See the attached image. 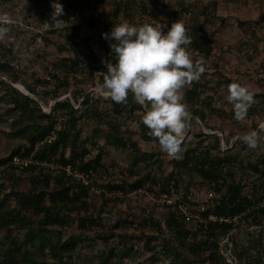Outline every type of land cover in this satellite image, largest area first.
Returning a JSON list of instances; mask_svg holds the SVG:
<instances>
[{"label":"trees","instance_id":"trees-1","mask_svg":"<svg viewBox=\"0 0 264 264\" xmlns=\"http://www.w3.org/2000/svg\"><path fill=\"white\" fill-rule=\"evenodd\" d=\"M96 2L105 7V0H96ZM135 2L115 0L112 11L104 17L103 33H110L114 25L119 22L120 16H132L135 7H138ZM54 3H62V1L55 0ZM77 3L85 7L87 11L92 5L88 0H70L69 4H75V7L74 12L67 13L69 14L67 19H71L69 17L71 15L75 20H79L76 14L79 10ZM216 6L214 2L215 11ZM51 9L53 12V8L46 9V18H49V14L52 13ZM140 9L142 12H152L145 5ZM180 15V11L174 12L173 19L174 16L179 17ZM89 22L91 30L97 31L94 17L89 19ZM258 23H264V11L260 13ZM75 25L74 27L71 25L69 29L78 39L75 37L68 41L69 43H58L56 46L62 49L67 45V48L74 49L78 54L73 57H60L56 60L53 67L55 72L63 70L69 75L87 71L88 76L93 77L94 68L86 65L84 57L97 63V67L102 72H106L105 65L115 63V56L110 48L112 41L104 39L103 33L99 34L97 40L91 38L89 34L82 36V25L80 27H77L78 24ZM3 26L11 27L9 35L15 28L17 29V25L13 22L3 23ZM50 32L53 33L54 30ZM188 34H191L190 31ZM45 39L49 42L47 38ZM81 43L86 45L87 54L84 57L79 55H82L81 48H79ZM98 45L106 48L102 49L106 52L104 63H101ZM191 46L196 45L193 43ZM207 48V53L210 55L212 49ZM2 68L6 74L11 76L12 81L21 80V71L11 63L4 62ZM53 68L49 71L50 78L60 81V76L54 73ZM205 75L206 73L201 79ZM27 77L35 84L49 82L35 73H30ZM101 80L103 82V79ZM200 80L195 82L193 87L185 89V101L194 117L204 119L208 109L215 107L212 106L213 96L205 95L206 92H204L211 82L202 83ZM25 82L28 84L27 81ZM28 88L38 94L36 86L28 85ZM5 89L6 92L3 97L0 96V100L7 99L11 102L5 112L8 115L15 113V119L11 123L12 133L22 138L24 145L20 152L14 151L0 159V264H77L75 259L80 256L82 250L97 241L111 248L105 253H96L93 260L95 264H122L120 261H115L117 256L125 260L132 254L143 255L146 251L153 255L161 252L167 257L170 256L172 259L169 264H207L209 261L211 264H229L219 251V242L234 227L232 224L197 223L194 228H191L188 226V220L176 209L169 210L170 213L165 218V222L173 237H161L160 241L155 243L154 240L158 236L147 233V230L160 228L163 234V223L165 222L156 216L144 214L143 211L147 209L146 204L143 205V211L139 209L137 215L129 213L127 217L120 216L121 210L117 208L118 205L124 202L131 203L140 198L114 195L111 198L112 193L117 190L127 193L135 187L143 186L147 180L152 186L151 189L160 185V189L166 191L172 180L171 175L159 177L156 172L162 169L164 164L162 156L165 155L158 141L149 135V130L142 123L145 109L134 102L131 94L127 104H117L106 99L104 107L100 101L102 96L97 97L99 98L97 100L94 96L86 97L85 95L80 109L75 108L69 98L56 102L51 111L46 113L42 110L39 101L22 93L12 83L8 84ZM51 92V90L47 91L48 94H53ZM256 96L258 95L255 94L254 97ZM78 97H75L76 101L79 100ZM46 98L48 100L50 97ZM129 119L140 123L137 132L140 138L157 143V148L153 151L142 150L139 140L134 138L135 133H131L126 128ZM0 120H6L3 114H0ZM208 136V144L203 145V140L199 142L201 150L198 146L187 147L182 151V159H175L173 162L177 170L182 167L192 175L193 173L199 175L210 187L215 183L212 188L219 192L221 197L216 199V205L210 212L213 211L218 215L236 214L243 209L245 203L249 202V198L242 195L244 186L240 182L244 178L243 174L228 170L227 163H240L242 169L246 168L244 165L246 164L260 173L259 179L262 180L264 178V152L259 153L257 161H254L248 159L245 152L240 150L241 146H245L240 144V147L236 148L239 149L236 153H231L236 150L231 148L232 150L228 149L230 153L227 151L228 154H226L222 151L220 155L221 137L215 134ZM99 137H103L102 145L99 144ZM91 144L95 147V155H92V149L89 147ZM185 144L184 140L182 147ZM110 146L132 152L133 166L144 163L147 166V172L137 177L134 182H130L131 176H137L139 173L131 167L130 171H127L128 176L121 182L117 181V174L124 175L125 170L119 169L117 164L107 166L102 163ZM67 151H70V156ZM16 154H21L23 157L31 156L36 161L53 163L57 167L36 163L25 168L15 167L10 161ZM68 164L80 171L94 169L103 173L113 170L115 176L113 175L109 182L99 184L105 191L97 194L91 186L84 185L72 175L67 174L62 167ZM1 167L5 168L1 169ZM180 177L183 178L185 175ZM191 177L187 179L189 184L192 183ZM176 181L178 184L179 179H175ZM117 209L119 212H114ZM105 216H108V223H105ZM132 216L135 217V221L131 219ZM127 222L131 225L135 222L139 233L135 231L128 236L130 233L120 231L122 227H126ZM239 232H242V235L246 232L244 238H251L254 242L251 245L238 247L239 239L234 240L236 243H234V250L239 258L238 264H264V228L256 233L241 230ZM241 239L243 238L240 237ZM140 240H144V245L136 249L135 243ZM49 253L52 257L51 261L47 258Z\"/></svg>","mask_w":264,"mask_h":264},{"label":"rangeland","instance_id":"rangeland-1","mask_svg":"<svg viewBox=\"0 0 264 264\" xmlns=\"http://www.w3.org/2000/svg\"><path fill=\"white\" fill-rule=\"evenodd\" d=\"M136 1L135 10L132 16H120L119 22L128 21L135 25H142L144 23H155L156 21L164 27L166 33L171 27V24L177 20H183L188 32L193 37L195 47L189 45V50L193 53V59H199L203 55L207 63L206 75L200 80L202 83L211 82L205 95L213 96V107L209 108L204 119L194 117L192 115L191 127L185 136L186 144L182 147L184 151L187 147H199V142L203 140V145L208 144V135H218L227 139V141L240 147L239 143H243L238 139L239 136L250 130H256L260 133L262 139L264 137V23H258L259 15L264 11V0H133ZM55 0H0V25L3 23L13 22L17 25V29L13 31L7 38L0 40V96L6 92L5 87L12 83L22 93L30 95L40 102L42 110L46 113L51 111L52 106L59 101L71 99L75 108H82V100L87 96L97 97L102 96L97 91V85L102 83L103 72L97 67V63L84 57L87 54L86 45L81 43L82 55L86 65L94 68L93 77L88 76V72L70 73L67 75L63 70L55 72L54 65L56 60L60 57H73L78 54L74 49L57 48L58 43H69L68 41L75 39L74 32L69 28L75 24L82 25V36L91 35L90 37L96 39L99 34L103 33L104 17H106L113 9L115 0H105V7L101 6L96 0L89 2L93 6L87 10H77V19L74 16L67 15L57 17L58 20L52 18V9L49 18L45 17L47 8H52ZM216 2V11L213 3ZM146 6L151 13L142 12L140 7ZM186 9H183L185 8ZM180 11V16L173 19V13ZM142 12V13H141ZM74 15V14H73ZM98 16V17H97ZM95 19V29L90 28L89 19ZM97 17V18H95ZM74 19V20H73ZM53 20V21H52ZM72 20V22H71ZM54 30L53 33L50 32ZM47 38L49 42L46 41ZM76 39H78L76 37ZM207 47L212 49L210 55L207 53ZM57 48V49H56ZM104 46L98 45V54L100 55L101 63L105 62ZM106 49V48H104ZM9 62L11 65L21 71V80L14 82L11 76L6 74L3 70L2 64ZM97 67V68H96ZM53 68L54 73L60 76V81L56 78H50L49 71ZM30 73H35L43 80H49L48 83L35 84L27 77ZM67 75V77H66ZM238 81L242 84L250 86V90L258 95L255 98L256 103L249 109L248 118L243 123L237 122L234 117L232 105L227 101L228 94L227 86L233 81ZM28 84H26V82ZM60 83V84H59ZM195 83V82H194ZM194 83L190 86L193 87ZM36 86L38 94L32 92L28 88ZM189 88V87H187ZM186 89V88H185ZM52 91L53 94H48L47 91ZM185 92V90H184ZM83 93V94H81ZM79 96V97H78ZM46 97H50L48 100ZM75 97L79 100L76 101ZM103 97V96H102ZM105 98L100 101L105 105ZM11 105L7 99L0 100V114H3L6 120H0V159L13 153L23 150L24 142L22 138L17 137L12 133V120L15 119V113L8 115L5 111L6 107ZM140 123L133 119H129L127 129L131 133H135L134 138L139 140L143 151H153L157 148V143L142 140L138 135V127ZM99 144L104 143L103 137L98 138ZM243 145H245L243 143ZM264 146V140H261L260 146L255 149H249L247 145L241 146L240 150L245 152L248 159L257 161L260 148ZM92 149V155L96 154L95 147L92 144L89 146ZM225 145L223 146V148ZM235 147V149L237 148ZM238 147V148H239ZM244 147V148H243ZM199 147V150H201ZM243 149V150H242ZM232 150V149H230ZM105 153L102 163L105 165H116L119 169L130 171L131 167L139 171L137 176L133 175L130 182H134L137 177L147 172V166L141 163L133 166L134 156L132 152L121 150L110 146ZM239 149L231 151L236 153ZM230 153V151H228ZM220 155L222 149H220ZM70 156V151H67ZM162 156L164 164L162 169L156 170L158 176L171 175L172 180L167 189H170L175 179H179L178 186L187 179H190V172L184 170L182 167L177 170L175 159H170L165 153ZM253 161V162H254ZM245 165V172L243 177L251 180L255 177L257 171ZM182 170V172L180 171ZM128 171V172H129ZM256 172V173H255ZM185 175L181 178L180 176ZM192 183H187V188H191L198 200L203 201L209 194H213L219 199L221 194L215 191L207 182H203L201 177L197 174L192 175ZM26 178V177H23ZM22 179V178H21ZM146 181V180H145ZM149 181V180H147ZM145 184H149L147 182ZM23 184V183H22ZM152 187V186H151ZM213 189V190H212ZM151 197L135 199L131 203L124 202L118 205L121 210V217H127L129 213L138 214L139 209L143 211V205L146 204L147 209L143 213L148 216H156L160 220H164L174 208L165 205L164 207L157 204L156 200L161 198V194L165 192L160 189V185L155 189H150ZM167 191V190H166ZM113 195H111L112 198ZM116 196V195H114ZM117 197V196H116ZM114 198V197H113ZM115 199V198H114ZM144 203V204H142ZM142 204V205H141ZM157 205V206H156ZM141 206V207H140ZM156 206V207H155ZM139 207V208H138ZM115 210L114 212H119ZM170 210V211H169ZM156 213V215H155ZM134 215V216H135ZM131 219L135 221V217ZM105 223H108V216H105ZM191 228H194L195 222L188 221ZM136 223L129 224L122 227L120 231L123 233H135ZM164 231L161 234V229L147 230V233L157 235L154 242H159L161 237H173L172 232L168 229L167 223H163ZM246 232L237 233L236 238L239 239L238 247L242 245H251L254 240L245 239ZM240 237L243 239L240 240ZM256 237V235H255ZM221 241V240H220ZM144 242V240H142ZM235 243V241H234ZM236 244V243H235ZM109 246H105L102 242H92L88 248H85L80 253V256L75 259L77 264H95L93 262L96 253H105L109 251ZM177 249V248H174ZM47 258L51 261V254H47ZM97 259V258H96ZM172 258L167 257L163 253L155 255L146 251L143 255L132 254L125 260L118 256L115 261H120L122 264H169Z\"/></svg>","mask_w":264,"mask_h":264},{"label":"clouds","instance_id":"clouds-1","mask_svg":"<svg viewBox=\"0 0 264 264\" xmlns=\"http://www.w3.org/2000/svg\"><path fill=\"white\" fill-rule=\"evenodd\" d=\"M52 18L63 14V6L52 4ZM159 22L135 25L128 21L115 24L104 39L112 41L110 48L115 63L105 65L103 82L96 91L105 99L127 104L129 95L145 109L142 123L149 135L170 159H182V143L192 120L185 101V88L198 82L207 71L203 55L193 59L189 45L193 37L188 34L183 20L171 24L168 31ZM11 33L10 26L0 25V40ZM227 101L232 105L234 119L243 123L255 101L250 86L233 81L227 86ZM264 129V126H262ZM238 139L249 149L260 146L262 137L250 130Z\"/></svg>","mask_w":264,"mask_h":264},{"label":"built area","instance_id":"built-area-1","mask_svg":"<svg viewBox=\"0 0 264 264\" xmlns=\"http://www.w3.org/2000/svg\"><path fill=\"white\" fill-rule=\"evenodd\" d=\"M62 3H59L63 6V14L74 12V5H70V0H61ZM90 1V0H88ZM80 3H77L78 9L85 10V7H81ZM54 137V136H53ZM53 137H50L51 139ZM221 137V136H220ZM49 139V140H51ZM264 140V137L263 139ZM42 143V142H41ZM40 143V144H41ZM243 144V143H239ZM225 147L223 148V146ZM236 145H232L230 141L228 142L226 138L223 139L221 137V149L226 154L228 149H235ZM264 152V146L260 148V153ZM11 165L19 168H25L30 166L31 164H47L50 167H57L53 163L36 161L33 157H23L21 154H16L10 161ZM228 170L235 171L237 174H244L243 169L240 163H227ZM5 167H1L4 169ZM65 169L68 175H72L76 180L80 181L84 185H88L92 187V190L101 194L104 188L100 187L99 184L109 182L113 175L114 171L110 170L109 172H98L94 169H90L88 171H80L75 168L73 165L68 164L62 167ZM256 173V172H255ZM260 173H256L255 177L251 180H247L243 178L240 182L243 184L244 189L242 195L245 198H249V202L244 204L243 209L236 214H221L218 215L213 211L210 212L216 205V197L213 194H209L205 197L203 201L198 200L194 192L191 188H187V181H184L178 186V184L172 183L171 188L167 189L163 194H161V198L156 200L157 204L161 206H170L176 211L185 217L188 221L192 223H203L205 225H209L211 223H227L232 224L234 227L221 239L219 242V251L225 261L229 264H238L239 258L234 250V240L236 239L237 233L239 231H250V232H258L259 230L264 228V178L259 179ZM1 176V174H0ZM115 176V175H114ZM128 173L125 172L124 175L117 174V181L121 182L123 178H126ZM214 187L215 183L212 184ZM151 186L149 184H144L143 186L135 187L125 193L122 190H117L112 195H116L117 197H137V198H147L151 197ZM105 193V192H104ZM107 195H111L108 194ZM209 212L207 215L206 213ZM236 225H240L239 227ZM239 230V231H238ZM138 233V232H136ZM144 242L140 240V242L135 243V248H142ZM207 264H211V261L207 262Z\"/></svg>","mask_w":264,"mask_h":264}]
</instances>
